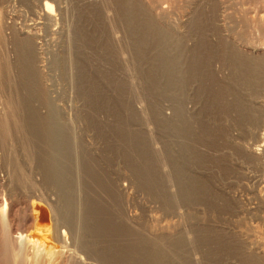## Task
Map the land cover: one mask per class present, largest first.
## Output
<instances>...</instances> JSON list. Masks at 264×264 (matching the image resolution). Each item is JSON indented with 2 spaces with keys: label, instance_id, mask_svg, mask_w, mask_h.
<instances>
[{
  "label": "rangeland",
  "instance_id": "rangeland-1",
  "mask_svg": "<svg viewBox=\"0 0 264 264\" xmlns=\"http://www.w3.org/2000/svg\"><path fill=\"white\" fill-rule=\"evenodd\" d=\"M43 1L51 2L52 14L45 15ZM151 1L155 0L138 1L142 8L149 7L144 8L148 23L141 22L139 26H152L153 30L145 33L147 38L159 31L169 34L170 40L183 49L182 55L177 53L182 56L184 67L192 60L195 65L200 62L198 73L205 75H201L204 84L198 77L175 85L145 83L137 65L140 58L134 59L131 47L138 44V34L148 30L133 31L127 27L135 24L120 22V14L114 10L116 0H0V118L23 93L15 46L27 37L34 56L37 87L43 97L41 101L33 100L32 106L40 115L53 111L75 126L70 128L76 139L74 153L80 161L72 173L81 179L79 202L85 209L83 190L91 176L85 174L84 166L91 161L103 183L90 187L99 191L97 197L102 198L104 211L110 210L105 222L110 219L111 225L128 233L114 242L123 246L131 240L129 248L140 254L133 264H155L150 255L165 252L172 254L161 259L167 261L165 264H178L181 259L193 264H247L249 255L258 256L262 251L264 256V120L252 121V112L248 113L250 109L254 114L262 113L264 97L261 91L253 92L246 84H229L233 67L226 53L235 49L247 54L251 51L246 40L263 42L264 29L256 30L255 26L264 20V0ZM128 30L133 31V39ZM89 31L98 35V51L102 53L80 41L93 36ZM74 40L75 44H83L76 48L75 44L72 46ZM149 45H145L147 49L153 48ZM83 52L94 55L87 58ZM101 63L106 65L101 68ZM84 74L91 83L84 84ZM114 77L120 84H115ZM183 122L189 124L197 154L183 175L197 188L194 195L188 194L195 197L193 200L177 199L180 188L171 181L169 172V153H175L169 146L173 140L169 132L183 128ZM117 131L139 134L159 155L156 177L167 198L162 200L148 185L139 183L142 176L135 174L136 169L129 163L137 161L128 152L122 153L127 144L123 136L114 134ZM34 142L12 127L7 134L0 130V192L3 181L16 177L14 165L20 168L17 177L28 181L20 187H9L26 195L14 204L11 216L14 230L21 228L23 232H28L31 225L21 221L28 214L31 201L39 202L40 216L47 217V208L55 206L56 200L55 189L40 183L37 148L41 147ZM254 148L257 151L251 154L249 150ZM90 195L95 196L91 191ZM103 216L99 214L102 225ZM197 234L206 236L200 240L202 246L196 242Z\"/></svg>",
  "mask_w": 264,
  "mask_h": 264
},
{
  "label": "bare ground",
  "instance_id": "bare-ground-1",
  "mask_svg": "<svg viewBox=\"0 0 264 264\" xmlns=\"http://www.w3.org/2000/svg\"><path fill=\"white\" fill-rule=\"evenodd\" d=\"M138 1L139 0H116V5H115L116 8L114 7L113 8L114 10H116L117 14L118 13L120 14V18L117 17L120 22L123 21V23L135 24V26L133 27H127L128 29H131L133 31L134 30L137 31V29L148 30V31H142V34H138L139 36H141L140 39L135 37V39L136 38L138 39L137 40L138 44L136 43V41L133 40L134 42L132 41V43H136V44L135 45L133 44L134 47H131L132 48L131 51H133L132 53L134 54L133 57L136 56L134 59L136 60L137 58H140L138 59V61L139 60L140 61L139 62L137 61V65H139V68L141 69V75H140L141 79L147 84L148 83L160 84L162 82L164 84L175 85V84H182L184 83V81L189 82L191 78L198 77L200 84H204V79L201 78V75L203 76L205 75L198 73L199 71H201L198 68L201 67L198 66L200 62L198 61L199 63L197 64L196 61V65H195L192 62L194 60H192L190 64L193 66H191L187 61L188 62L187 66L184 67L182 63L183 60L181 62V58H180L182 56L179 57V54L177 53V52H181L182 55L183 49L181 48L180 50L179 47L180 45H178L177 43H173L170 40L169 34L167 33L161 34L160 32L162 31H159L158 34L156 33L150 35L151 37L147 38V35H145V33L151 32L153 30L150 29L152 26L151 27L150 26L148 27L147 25L139 26V24L141 22H146L148 20L147 18L148 11L144 10V8L149 9V7L147 6L142 8V6L139 5L140 3ZM144 1L145 0H143V2ZM155 1H151V2H155ZM114 4L115 3L111 5ZM94 5L96 4H93L92 6ZM92 6L90 10L95 9ZM43 8L45 15L46 14L49 15L52 12L51 2L43 1ZM153 10L154 9H152V11ZM93 13H95L94 10ZM160 13H162V11H160ZM81 26L80 28H82ZM255 27L256 30H260V28L264 29V20H261L260 24H257V26ZM153 28L155 29L156 27ZM83 29L84 28H82L81 30L83 31ZM74 31L77 32L78 30L76 29ZM133 31H130L128 35L131 38L133 37V35L130 36V33H132ZM89 32L92 34L91 31ZM155 32L153 31V33ZM94 34L96 35V33ZM95 35L88 38L86 36V39H84L83 37V40L80 41L84 42L85 46L87 47L92 46L96 52H99L98 50L101 51V46L100 48H98L97 43L99 42L96 41L98 40L97 39L98 35L96 36ZM79 38L81 39V37ZM20 40H21L20 42L17 41L18 44L15 43V45L17 44V46H15L16 47L15 51L17 56V60L15 64L17 67L18 75L20 77L18 79H20L19 81L21 82L19 86L21 85L24 95L22 93L19 96V98L13 101L12 102L13 107L12 108L8 107L9 109L7 113L4 114L5 116L0 118V130L4 134H7L9 129L12 127V129H14L16 132L22 133V135H24L26 140L28 139L31 142L35 141L34 142L35 144H39L41 148H37V151L40 153L39 155L40 165L38 166L39 173L42 177L40 183L42 185H46L47 187L48 186L53 187L55 189L56 194L54 195L56 197L55 198L56 200H55V206L52 205L51 202L52 206H49V208H47L48 209L47 217L40 216L41 215L39 211L40 203L31 201L27 205L28 214L23 215V217L21 218V221L31 222L28 232L20 231L19 229L21 228L14 230V228L16 227H14L11 224L12 208L14 204L19 199L22 198V195L25 194H23V192L21 191H16L14 187L13 188H9V187L12 185L16 187H20L22 183L28 182L27 180H25V178L17 177L18 175L21 174L20 168L14 165L13 174L17 177V179L15 177L13 178V181L8 180V181H3V183H1L3 185H2V190L0 192L1 194L0 195V264H133L134 258L136 260L139 259L140 257L137 256L140 254L137 252L136 249L129 248V246H132L131 240L124 243L123 246L117 245L114 242L116 238L127 237L128 233L123 228H118V226L116 225L115 226L111 225L110 219H106L105 222V215L107 213H110V210L108 212L104 211V209L101 207L100 199L102 198L97 197L98 196L97 192L99 191L95 192L93 190V187H90L93 183L98 184L99 186L102 185L101 183H103L102 180L98 177V174L95 172V169L91 161L88 166H84V168H86L85 174L91 176V178H89L85 182L88 185L83 183L86 185V187L83 190L84 195L87 199V204L85 209L82 207L81 203L79 202L82 199V196L79 195V194L82 195V190L80 185L81 179L75 175L73 176L72 173L74 168L77 169L79 167L78 161H80L79 158L75 156L74 153L76 151V150L74 151V140L76 139L73 136V134L75 133H72L71 131L72 128H70V127L75 128V126L71 124L70 119H68L67 121H63L62 119H60V117L55 115V112L53 111L46 112V114L44 115H40L33 108L31 102H33V100L41 101L43 97L41 96V93L39 92L37 87L38 85L36 82L37 77L35 74V69H34L35 67H33L34 56L31 51L32 48L30 47L31 43L29 42V39L27 37L21 38ZM75 41L76 40H74L72 46L75 44ZM147 41H150V43ZM246 41L247 42L244 43L248 47H250V51H251L250 53L244 54V52H241V50L237 51L235 49H232L230 52L228 50L227 52H229V54L225 52L226 58L228 57L227 60L229 59L231 66L233 67L232 70L233 73L230 76L231 78L229 77V81H230L229 84H239V83L246 84L249 89L253 90V92L261 91L264 97V40L263 42L257 39L249 40V41L246 40ZM241 43L244 44L243 42ZM79 44H83V43L78 42L74 46L77 48V45ZM146 44H150L149 46H153V48L149 47V49H147L145 46ZM82 46H78V47L81 48ZM94 50L90 49L88 51H94ZM102 50H105V48ZM192 51H194V49L191 50V52ZM86 53H88L87 56L85 53H84L85 55L84 54L82 55L88 58V56L92 52L91 53L86 52ZM100 53L102 52H99V54ZM99 54L97 56H101ZM199 54L201 53L198 52V55ZM101 58H100V62L102 61ZM226 62L228 63V61ZM6 63H4V66L8 67V64ZM141 63H143L144 65ZM102 65H106V64L101 63L99 67L103 68L104 66ZM101 68L99 69L102 72ZM195 73H197L198 75H196ZM84 76L86 75L84 74ZM160 79L161 80L165 79V80L161 81ZM88 82L90 81H88L86 76V78L84 79V84H88ZM115 82H116L115 84H120L121 81L118 78H115ZM93 84H98V83L94 81ZM22 95L23 97H21ZM262 106H263L262 113L258 112V114H254L252 109H250L248 113L249 112L252 113L249 114L251 117V118L249 117V119H251L252 121L254 120L257 121L258 119L264 120V99ZM48 109L49 106L47 110ZM71 120H73V118H71ZM182 126L183 128H180V130L176 129V131H173L171 133L169 132L171 138L173 137V140L170 138L171 142L169 143V146H172L170 148L175 150V153H169V157H168L169 165H170L169 172H170V176L172 177L171 181L176 182L177 185L179 186L178 189L180 188L178 191L179 196L177 197V199L193 200L195 199V197L190 195L192 194L194 195L196 192L195 189L197 188H195V185L193 184L194 181L192 182L187 178H183V175H185L184 168H186L189 162L195 159V155L197 154L194 145L195 141L192 138L193 134L192 131L190 130L189 124L183 122ZM114 134L123 136L124 141L127 144L126 145L127 150L126 151L123 150L124 152L122 151V153L128 152L132 160L137 161V163H131V162L129 163L131 168L134 167L136 169V172L133 170L134 173L139 176H142V179L139 180V183L148 185L147 188L156 194H160L159 198H162V200L167 198L168 196H165L164 191L161 190V188H159L161 184L159 180H157L158 178L156 177L158 175V172L155 167L156 165L158 166L157 161L160 158L157 153H154L151 150L149 144L147 143L148 141L146 142L145 139H142V137H140L139 134H134L133 132L130 131L123 133L121 132L119 133L117 131ZM167 148H168V143H167ZM80 151L81 150H79V152ZM249 151L251 154H255L257 149L254 148ZM90 191L95 196H91V195L88 196ZM99 214L104 215L103 216L104 225H102L99 221ZM204 235L203 234L201 236L198 235L196 237V242L201 244L200 243L202 241L201 239H203V237H206ZM101 242L106 243L104 247L101 246L102 248L99 247ZM175 242L176 241H171V243H175ZM162 243L166 244L167 242H162ZM209 245L210 244H208L207 246ZM164 247H168V246L164 245ZM80 250H82V252L83 250L84 251L86 250L87 252L86 253L83 252L85 253V255L83 256L81 255L82 252L80 253ZM260 253L261 255L258 256L249 255L247 257L248 259L246 260V263L264 264L262 263L264 261H261V259L264 260V256L262 255L263 252L260 251ZM171 255L172 254L170 252H165L163 253V255L151 254L150 258L155 264H165L167 261L161 259L165 257H171ZM244 257L246 256L244 255ZM178 264H193V263L181 259V261H179ZM216 264L218 263L216 262Z\"/></svg>",
  "mask_w": 264,
  "mask_h": 264
}]
</instances>
